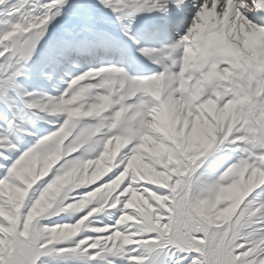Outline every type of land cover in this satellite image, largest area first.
I'll use <instances>...</instances> for the list:
<instances>
[{
  "label": "snow or ice",
  "instance_id": "6c2138e0",
  "mask_svg": "<svg viewBox=\"0 0 264 264\" xmlns=\"http://www.w3.org/2000/svg\"><path fill=\"white\" fill-rule=\"evenodd\" d=\"M241 28L264 46V0H0V264H264ZM164 102L211 125L192 148Z\"/></svg>",
  "mask_w": 264,
  "mask_h": 264
},
{
  "label": "bare ground",
  "instance_id": "6f19581e",
  "mask_svg": "<svg viewBox=\"0 0 264 264\" xmlns=\"http://www.w3.org/2000/svg\"><path fill=\"white\" fill-rule=\"evenodd\" d=\"M210 115L213 116V120L216 122H222L226 118V114L224 113H216L213 108H207L205 109ZM159 121L157 122V127H164L171 130H174L175 125L177 123L183 122L186 126L189 120L191 119L192 122V132L189 134L188 137L185 138V142H192V140H196L201 138L200 133L201 129L204 127L211 128V125L207 121L206 118L203 116L199 118H193L192 113L187 110V108L184 106V104L180 102L176 103H169L168 108L165 111L159 112ZM177 135H183V129H181L180 133H177ZM178 147H180L178 145ZM152 151L156 150L155 146H152L150 149Z\"/></svg>",
  "mask_w": 264,
  "mask_h": 264
},
{
  "label": "clouds",
  "instance_id": "9594fccd",
  "mask_svg": "<svg viewBox=\"0 0 264 264\" xmlns=\"http://www.w3.org/2000/svg\"><path fill=\"white\" fill-rule=\"evenodd\" d=\"M155 87H156V94L159 95V82L156 83ZM247 98H248L247 94L245 93L242 99H247ZM118 145H119V141H118Z\"/></svg>",
  "mask_w": 264,
  "mask_h": 264
},
{
  "label": "rangeland",
  "instance_id": "374dc122",
  "mask_svg": "<svg viewBox=\"0 0 264 264\" xmlns=\"http://www.w3.org/2000/svg\"><path fill=\"white\" fill-rule=\"evenodd\" d=\"M194 146V143L192 144V146H190V148H192Z\"/></svg>",
  "mask_w": 264,
  "mask_h": 264
}]
</instances>
